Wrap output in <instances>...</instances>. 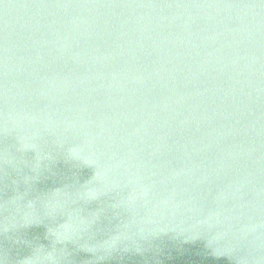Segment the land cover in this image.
Here are the masks:
<instances>
[{"label":"water","instance_id":"water-1","mask_svg":"<svg viewBox=\"0 0 264 264\" xmlns=\"http://www.w3.org/2000/svg\"><path fill=\"white\" fill-rule=\"evenodd\" d=\"M0 264H264V0H0Z\"/></svg>","mask_w":264,"mask_h":264}]
</instances>
